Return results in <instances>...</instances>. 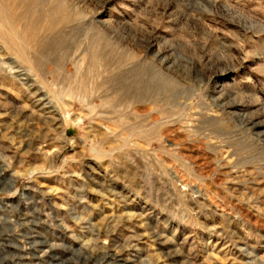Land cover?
<instances>
[{
    "label": "rangeland",
    "instance_id": "obj_1",
    "mask_svg": "<svg viewBox=\"0 0 264 264\" xmlns=\"http://www.w3.org/2000/svg\"><path fill=\"white\" fill-rule=\"evenodd\" d=\"M46 3L0 19V264H264V0Z\"/></svg>",
    "mask_w": 264,
    "mask_h": 264
},
{
    "label": "bare ground",
    "instance_id": "obj_2",
    "mask_svg": "<svg viewBox=\"0 0 264 264\" xmlns=\"http://www.w3.org/2000/svg\"><path fill=\"white\" fill-rule=\"evenodd\" d=\"M45 3L46 0H0V19L7 20L6 17L8 18V15H6L5 10L8 6L10 9H20L23 12L19 20L21 22L18 21L20 24H23V26L33 25V23L38 22L37 20H39L40 17L43 18L42 11L46 6ZM68 7L69 6L63 2H54L53 5L48 6V21L53 25L56 21L60 20L62 16L64 18L68 17ZM156 57L160 58L163 63L169 61L171 64L170 66L173 65L171 57H162L160 53H157Z\"/></svg>",
    "mask_w": 264,
    "mask_h": 264
}]
</instances>
